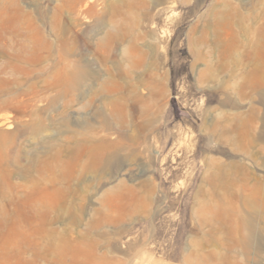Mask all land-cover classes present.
<instances>
[{
    "label": "rangeland",
    "instance_id": "obj_1",
    "mask_svg": "<svg viewBox=\"0 0 264 264\" xmlns=\"http://www.w3.org/2000/svg\"><path fill=\"white\" fill-rule=\"evenodd\" d=\"M0 264H264V0H0Z\"/></svg>",
    "mask_w": 264,
    "mask_h": 264
},
{
    "label": "bare ground",
    "instance_id": "obj_2",
    "mask_svg": "<svg viewBox=\"0 0 264 264\" xmlns=\"http://www.w3.org/2000/svg\"><path fill=\"white\" fill-rule=\"evenodd\" d=\"M5 124H6V122H2V123H1V125H5Z\"/></svg>",
    "mask_w": 264,
    "mask_h": 264
}]
</instances>
